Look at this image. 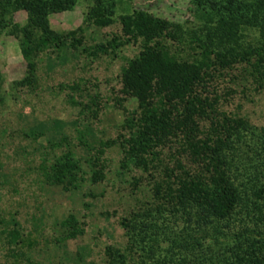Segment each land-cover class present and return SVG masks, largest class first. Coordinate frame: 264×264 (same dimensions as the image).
I'll use <instances>...</instances> for the list:
<instances>
[{"label":"trees","instance_id":"16d2710c","mask_svg":"<svg viewBox=\"0 0 264 264\" xmlns=\"http://www.w3.org/2000/svg\"><path fill=\"white\" fill-rule=\"evenodd\" d=\"M189 2L196 22L187 29L131 9L117 16L113 36L79 49L76 31L58 33L48 24L49 14L71 9L75 0H0V25L9 27L25 61L22 86L31 87L41 53L67 46L96 57L136 47L118 74L114 102L122 119L115 135L95 142L76 132L88 173L67 135L50 143L66 148L42 167L43 180L63 190L85 179L97 183L105 149L116 145L119 169L137 170L133 185L143 200L119 219L124 251L106 246L105 264L135 256L155 264H264V127L249 123L240 109L252 95H264V0ZM17 9L25 12L21 25L12 22ZM112 14L110 6L90 0L85 18L105 27ZM128 97L136 101L132 109L122 105ZM59 224L63 238L83 231L73 214ZM9 236L14 242L18 233Z\"/></svg>","mask_w":264,"mask_h":264},{"label":"rangeland","instance_id":"374dc122","mask_svg":"<svg viewBox=\"0 0 264 264\" xmlns=\"http://www.w3.org/2000/svg\"><path fill=\"white\" fill-rule=\"evenodd\" d=\"M100 2L112 8V24L95 26L85 18L90 0H75L71 9L48 15L50 29L58 33L76 31L80 49L113 36L118 29L117 16L131 9L149 12L185 29L196 22L189 0ZM24 21L23 10L13 12L12 22L21 25ZM79 49L65 46L58 52L39 54L34 60L31 87L22 86L19 82L25 76V61L9 27L0 25V264H105L106 246L124 251L119 219L143 200L140 186L133 185L137 170L119 169L116 145L105 149L100 182L85 179L78 188L63 190L43 180L42 167L66 148L51 147L52 141L71 136L68 147L88 173L83 162L86 154L77 144L76 132L96 142L114 136L122 119L121 109L114 102L119 94L118 74L136 47L124 45L114 54L96 57L86 56ZM72 83L77 89L68 87ZM72 99L87 105L72 104ZM122 105L132 109L136 101L128 97ZM240 109L249 123L264 127L263 94L252 95ZM68 214L83 223L82 233L74 238H63L64 229L59 224ZM170 227L169 234L173 235L177 228ZM11 230L18 233L14 242L10 240ZM139 261L136 256L128 257L126 264H155V259L145 257Z\"/></svg>","mask_w":264,"mask_h":264}]
</instances>
